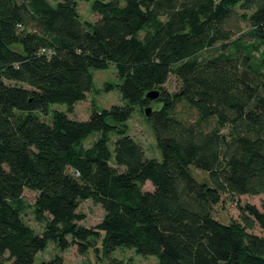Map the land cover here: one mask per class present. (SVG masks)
<instances>
[{
	"label": "trees",
	"instance_id": "16d2710c",
	"mask_svg": "<svg viewBox=\"0 0 264 264\" xmlns=\"http://www.w3.org/2000/svg\"><path fill=\"white\" fill-rule=\"evenodd\" d=\"M84 1L0 0V264H34L50 241L81 255L94 247L104 264H138L117 250L156 264H264V210L247 203L241 225L225 224L207 203L264 194V0H94V21L81 18ZM111 64L126 103L72 117L91 70ZM172 72L174 97L162 86ZM179 100L217 125L180 119ZM153 102L160 159L128 132L133 108ZM26 190L41 232L22 218ZM86 200L105 210L93 227L81 223Z\"/></svg>",
	"mask_w": 264,
	"mask_h": 264
},
{
	"label": "rangeland",
	"instance_id": "374dc122",
	"mask_svg": "<svg viewBox=\"0 0 264 264\" xmlns=\"http://www.w3.org/2000/svg\"><path fill=\"white\" fill-rule=\"evenodd\" d=\"M94 0L84 1L79 3L80 16L85 21H94L96 18V13L93 11L92 3ZM251 24L246 20L242 23V32H248L251 30ZM238 36V35H237ZM93 74V88L92 91L87 95L85 101L79 102L75 106L74 114L72 117L78 120H85L88 118L93 109L101 110L110 108L112 105H123L126 101L122 98L120 92V84L122 83V78L119 76L117 68L115 65L111 64L107 69H92ZM170 94L174 97L176 93L182 87V81L180 78L172 72L166 83L162 85ZM161 92L159 88H154ZM162 94V92H161ZM159 94V96H161ZM66 105L64 104H53L51 111L54 110H65ZM151 107L155 109L158 107L156 102L151 103L146 106H136L133 108V114L128 122V132L129 134L137 140L145 148L146 154L149 158H161V151L157 144L153 128L148 121L146 115V108ZM176 114L177 116L187 122H202L207 125L208 128H214L216 124L215 119H207L201 115L200 110L187 103L185 100H179L176 104ZM47 121L51 120V115H42ZM222 131L229 136L231 134L230 127H223ZM98 136L97 132L92 133L84 142V148L92 147L94 141ZM116 139V135H113ZM193 175L201 184L209 182V175L203 170L193 168ZM152 185L147 182L144 185V189H151ZM35 200V193L29 190L25 191L24 201L21 204V215L23 220L34 228L35 231L41 232L45 228V220L39 219L36 214V210L33 206ZM208 208L211 213L218 219L222 220L223 223H234V225H241L240 220V206H244L247 203L254 204L260 209L264 210V194L260 195H242L237 196L229 192H223L220 195L218 202H213L209 200ZM79 211L85 214V219L81 222L84 225L93 227L102 221L105 210L101 204L95 203L93 200H86L80 204ZM259 231V228H256ZM97 246L101 247V240L97 241ZM57 254L65 257L66 261L71 264H104L105 258L99 259L94 247L90 248L86 255H81L75 246H72L66 251H61L54 242L50 241L48 246L40 251L36 255L34 264H40L43 261H49ZM114 257L123 256V258L131 257L138 264H156L157 259L155 257H143L135 254L132 251L127 250H117L113 253ZM101 257L103 258L102 252Z\"/></svg>",
	"mask_w": 264,
	"mask_h": 264
},
{
	"label": "water",
	"instance_id": "95a60500",
	"mask_svg": "<svg viewBox=\"0 0 264 264\" xmlns=\"http://www.w3.org/2000/svg\"><path fill=\"white\" fill-rule=\"evenodd\" d=\"M159 94H160V92L158 90H153V91H150L147 94V97L150 100H155V99H157L159 97ZM151 112H152V108L151 107L146 108V115L147 116H150Z\"/></svg>",
	"mask_w": 264,
	"mask_h": 264
}]
</instances>
